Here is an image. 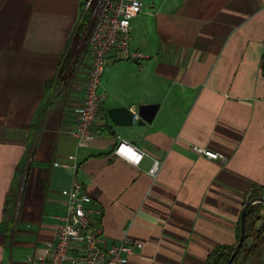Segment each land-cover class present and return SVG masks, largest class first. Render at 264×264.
<instances>
[{"label": "crops", "instance_id": "0c3cea01", "mask_svg": "<svg viewBox=\"0 0 264 264\" xmlns=\"http://www.w3.org/2000/svg\"><path fill=\"white\" fill-rule=\"evenodd\" d=\"M85 1L0 0V264L43 255L74 177L104 243H143L126 264H208L237 243L249 192L264 189V0H141L130 44L149 57L110 62L95 135L80 147L68 130L90 63L77 38ZM144 104L158 107L141 124L108 113ZM120 141L145 152L139 164L115 153Z\"/></svg>", "mask_w": 264, "mask_h": 264}, {"label": "built area", "instance_id": "2783aa9c", "mask_svg": "<svg viewBox=\"0 0 264 264\" xmlns=\"http://www.w3.org/2000/svg\"><path fill=\"white\" fill-rule=\"evenodd\" d=\"M143 8L141 0H86L88 15L84 37L90 63L87 73L85 95L77 110L75 125L68 133L75 136L80 147L88 146L95 135L100 109L106 98L101 91L102 78L111 61H142L149 56L130 44L131 21ZM134 119L139 118L134 113ZM199 154L212 159H227L220 151L205 147H193ZM115 153L128 161L139 164L145 154L141 149L120 141ZM74 159V155L69 156ZM59 165V163H56ZM62 165L75 168L74 164ZM161 168L155 160L150 170L156 177ZM98 211L93 207L92 197L84 190L82 181L73 178L66 202V212L57 226L56 237L46 243L43 255H28L26 264H126L135 248L142 249L143 243L123 240L106 244L102 241L103 227L96 218Z\"/></svg>", "mask_w": 264, "mask_h": 264}, {"label": "trees", "instance_id": "16d2710c", "mask_svg": "<svg viewBox=\"0 0 264 264\" xmlns=\"http://www.w3.org/2000/svg\"><path fill=\"white\" fill-rule=\"evenodd\" d=\"M88 22V15L85 13L82 17L81 23L77 30V38L80 39L82 37L84 30L87 26ZM74 47V46H73ZM69 48L68 53L65 56V66H67L68 62L71 61L74 50ZM264 192L263 188L260 187H253L248 195L247 202L255 197L260 196ZM246 202V203H247ZM262 210H264L263 203H254L251 204L246 213L245 225H246V232H245V239L242 247L238 251L237 255L234 257L231 264H236L239 257L243 254H256L259 253L261 250V246L264 245V225L258 227V222L264 219V214H262ZM241 232V227L239 228L237 243L239 241ZM252 238V244L248 245V240ZM236 244L234 245H222L216 247L208 256L207 262L208 264H226L230 257L232 256L233 252L235 251Z\"/></svg>", "mask_w": 264, "mask_h": 264}, {"label": "water", "instance_id": "95a60500", "mask_svg": "<svg viewBox=\"0 0 264 264\" xmlns=\"http://www.w3.org/2000/svg\"><path fill=\"white\" fill-rule=\"evenodd\" d=\"M158 105L157 104H144L139 107L138 114L142 118L139 121V124L145 122V121H151L156 110H157ZM108 113L112 119V121L116 125H132L133 124V111L125 106H118V107H112L108 109ZM263 203L264 204V195L261 194L258 197H255L251 200H249L242 211L241 215V232H240V237L239 241L235 247V251L233 252L232 256L230 257L229 261L226 264H231L234 257L237 255L238 251L242 247L245 239V232H246V225H245V219H246V213L251 204L254 203Z\"/></svg>", "mask_w": 264, "mask_h": 264}, {"label": "rangeland", "instance_id": "374dc122", "mask_svg": "<svg viewBox=\"0 0 264 264\" xmlns=\"http://www.w3.org/2000/svg\"><path fill=\"white\" fill-rule=\"evenodd\" d=\"M85 39L80 43L81 47L84 46ZM262 214H264V210H262ZM264 225V219L258 222V227ZM252 244V238L248 240V245ZM236 264H264V245L261 246V250L256 254H243L239 257Z\"/></svg>", "mask_w": 264, "mask_h": 264}]
</instances>
